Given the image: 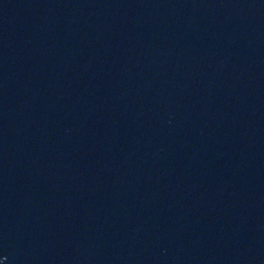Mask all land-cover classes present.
Returning a JSON list of instances; mask_svg holds the SVG:
<instances>
[{
    "label": "water",
    "instance_id": "water-1",
    "mask_svg": "<svg viewBox=\"0 0 264 264\" xmlns=\"http://www.w3.org/2000/svg\"><path fill=\"white\" fill-rule=\"evenodd\" d=\"M0 264H264V0H0Z\"/></svg>",
    "mask_w": 264,
    "mask_h": 264
}]
</instances>
